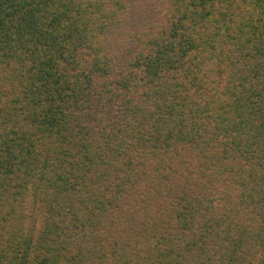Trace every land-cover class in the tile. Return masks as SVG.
Instances as JSON below:
<instances>
[{
    "label": "trees",
    "instance_id": "1",
    "mask_svg": "<svg viewBox=\"0 0 264 264\" xmlns=\"http://www.w3.org/2000/svg\"><path fill=\"white\" fill-rule=\"evenodd\" d=\"M0 264H264V0H0Z\"/></svg>",
    "mask_w": 264,
    "mask_h": 264
}]
</instances>
